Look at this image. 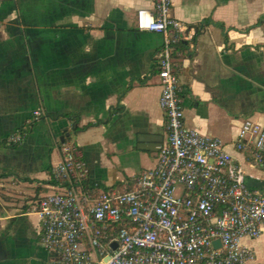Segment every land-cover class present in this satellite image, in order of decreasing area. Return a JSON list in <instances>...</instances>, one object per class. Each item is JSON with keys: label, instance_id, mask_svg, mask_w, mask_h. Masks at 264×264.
Segmentation results:
<instances>
[{"label": "crops", "instance_id": "obj_1", "mask_svg": "<svg viewBox=\"0 0 264 264\" xmlns=\"http://www.w3.org/2000/svg\"><path fill=\"white\" fill-rule=\"evenodd\" d=\"M155 5L0 2V264H65L40 244L37 207L62 189L52 170L75 124L90 183L123 190L156 164L167 134L156 70L163 34L137 26V10ZM171 13L188 26L189 53L175 60L186 123L232 142L246 117L264 121V0H172ZM233 152L245 181L264 188V168ZM243 241L255 251L247 264H264V231Z\"/></svg>", "mask_w": 264, "mask_h": 264}, {"label": "built area", "instance_id": "obj_2", "mask_svg": "<svg viewBox=\"0 0 264 264\" xmlns=\"http://www.w3.org/2000/svg\"><path fill=\"white\" fill-rule=\"evenodd\" d=\"M171 9L172 0H156L154 9L137 10L139 29L163 34L158 75L167 134L156 164L128 188L97 192L83 187L88 166L78 146L64 143L54 174L70 185L39 199L40 244L65 264H247L255 256L243 238L264 231V188L246 183L233 151H249L264 168V121L246 117L232 142L186 123L173 52L188 26Z\"/></svg>", "mask_w": 264, "mask_h": 264}, {"label": "trees", "instance_id": "obj_3", "mask_svg": "<svg viewBox=\"0 0 264 264\" xmlns=\"http://www.w3.org/2000/svg\"><path fill=\"white\" fill-rule=\"evenodd\" d=\"M188 53H189L188 42L185 41V38H183V39H181V40H179L178 42L175 43V49H174V52H173V56H174V59L175 60L181 59L182 57L186 56ZM156 70L158 72V70H159V64H158ZM176 70L178 71L177 68H176ZM76 121L77 120H74L75 123H76ZM34 122H35V120L31 119L21 129H19L12 136V138L10 139V143H12V144L19 143L25 137V135L27 134V132L32 128ZM81 127L82 126H79V125L75 124V126L72 128L71 132H69V134L65 137L64 141H62V146H63L64 143H73V144L77 145V142L74 139V132H77ZM51 181H53L54 183H58L61 186L70 185L69 180L64 179V178L58 179L55 176L53 170H52ZM246 183H247V181H246ZM83 186L86 189H89V190L95 189L97 192H99L101 190H107V188H108V187H103L102 188V186L99 185V184L96 185L94 183H90V181L88 179V175L83 178Z\"/></svg>", "mask_w": 264, "mask_h": 264}, {"label": "water", "instance_id": "obj_4", "mask_svg": "<svg viewBox=\"0 0 264 264\" xmlns=\"http://www.w3.org/2000/svg\"><path fill=\"white\" fill-rule=\"evenodd\" d=\"M64 139H65V135H62V140H64ZM215 243H216V244H219V243H220V240H219V239H216V240H215Z\"/></svg>", "mask_w": 264, "mask_h": 264}]
</instances>
